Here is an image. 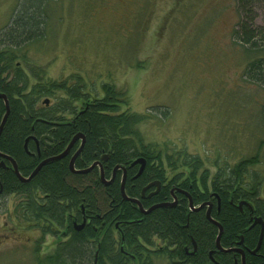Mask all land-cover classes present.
<instances>
[{
  "label": "trees",
  "instance_id": "16d2710c",
  "mask_svg": "<svg viewBox=\"0 0 264 264\" xmlns=\"http://www.w3.org/2000/svg\"><path fill=\"white\" fill-rule=\"evenodd\" d=\"M53 1L23 0L9 26L0 30V94L6 96L10 109L0 135V152L14 159L19 173L27 178L43 160L64 152L81 134L85 143L75 169H85L107 155L102 162L105 178L111 179L116 167L119 170L109 185L101 181L99 167L86 174L71 172L69 163L80 139L66 157L50 161L26 182L0 157V163L5 162V166L0 165V198L18 197L14 214L29 228L40 229L39 243L47 235L61 239L39 262L155 264L154 257H164L169 264H242L239 252L217 249L219 228L207 219V207L190 210L187 195L177 191L175 206L148 214L125 200L121 192L125 169L126 195L140 200L144 209L173 202L174 187L188 193L194 206L210 202L211 216L223 229L222 248H240L246 264H264V234L260 248L252 254L261 226L251 227L255 217L264 221L262 178L251 171L262 162L260 150L234 164L216 161L213 172L199 156L186 152L171 156L145 143L139 125L147 116L133 112L127 93L114 84L103 83L99 95L96 89H86L81 76L73 82L72 77L49 78L47 68L34 58L32 46L47 35L48 7ZM236 2L241 19L231 37L249 59L243 78L264 91V24L257 21L261 12L264 14V0ZM5 113V102L0 98V124ZM160 114L166 115L167 110H160ZM259 115L264 119V106ZM46 135L50 144H40L38 150L33 138ZM138 158L146 159V167L136 177L140 166L133 162ZM154 181L162 183L161 189L142 198L144 187ZM240 202H246L242 208ZM84 219V227L76 229ZM193 242L197 249L191 254Z\"/></svg>",
  "mask_w": 264,
  "mask_h": 264
},
{
  "label": "rangeland",
  "instance_id": "374dc122",
  "mask_svg": "<svg viewBox=\"0 0 264 264\" xmlns=\"http://www.w3.org/2000/svg\"><path fill=\"white\" fill-rule=\"evenodd\" d=\"M22 1L0 0V30ZM49 7L47 35L32 46L49 78L81 76L99 95L103 83L114 84L133 112L147 116L139 125L145 143L199 156L213 172L216 161L234 164L260 150L251 171L262 178L264 198V91L243 78L249 59L231 37L241 19L236 0H55ZM257 21L264 24L263 12ZM18 200L0 198V264H41L61 239L47 235L40 244V229L15 216Z\"/></svg>",
  "mask_w": 264,
  "mask_h": 264
},
{
  "label": "water",
  "instance_id": "95a60500",
  "mask_svg": "<svg viewBox=\"0 0 264 264\" xmlns=\"http://www.w3.org/2000/svg\"><path fill=\"white\" fill-rule=\"evenodd\" d=\"M0 98L4 100V102H5V106H6V113H5L4 118H3V120H2V122H1V124H0V135H1L2 130H3V127H4L5 123H6L7 117H8V115H9L10 109H9V103H8V100H7L6 96H5L4 94H0ZM48 103H49L48 100H46V104H48ZM45 137H48V136H43V137H42V140H43ZM29 139H30V138H28V139L26 140V144L28 143ZM33 139L37 141V138L34 137ZM79 139L82 141V142H81V145H80L79 149L75 152V154L72 156V158H71V160H70V163H69V168H70L71 172H73V173L86 174V173L92 171L95 167H99V169H100V178H101V181H102L105 185H109V184L113 183V181H114V179H115V176H116V172H117V170H119V167H116V168L114 169V172H113V176H112V178L109 179V180H107V179L105 178L104 169H103V165H102V162H104V161L107 160V158H108L107 155L103 156L100 160L94 162L93 164H91L89 167H87V168H85V169H82V170H77V169H75V161H76V158L80 155V153H81V151H82V148H83V146H84V143H85V137H84L83 135H81V134H78L77 136H75V137L72 139V141L70 142V144L68 145V147L65 149L64 152H62L61 154H59V155H57V156H54V157H51V158H48V159L43 160V161L38 165V167H37V168H36V169H35V170L29 175V177H27V178L22 177V175L19 173L18 166H17L16 162L14 161V159H12V158H11L10 156H8V155L2 154L1 152H0V157L7 159V160L11 163L12 169H13L14 173L16 174V176H17L21 181H25V182H26V181H30V180H31V179H32V178H33V177L39 172V170H40L44 165H46L47 163H49L50 161L59 160V159H62V158H64V157H66V156L69 154V152H70L71 148L73 147L74 143L77 142ZM137 164H138L140 167H139V171H138L136 177H137V176H140V175L142 174V172L144 171V169H145V167H146V159H145V158H138L137 160H135V161L133 162V165H137ZM1 165H2V166H5V162L2 161ZM123 170H124V175H123L122 185H121V192H122L123 198H124L125 200H127V201H130V202H133V203L137 204L138 207H139V209H140V211H141L143 214H148V213L152 212L153 210H155V209H157V208L167 207V206H171V207H173V206H175V205L177 204V197L174 195V197H173V198H174V199H173V202H170V203H162V204H156V205H153L152 207H150V208L147 209V210L144 209V207H143L142 203L140 202V200H138V199H136V198H130V197H128V196L126 195V192H125L126 170H125V169H123ZM154 185L157 186V190H156L153 194H156V193L158 192V189H159V186H160V182H159V181H155V182L149 184L146 188L143 189V192H142V193L144 194V192H145V190H146L147 188H149V187H151V186H154ZM175 190L178 191V192H180V193H183V194H185V195H187V196L189 197V207H190V210H191V211H193V212H194V211H200V210H202V209H204V208L207 207V212H206V217H207V219L219 228V234H218L217 242H216V244H217V249H218L219 251H222V252H230V251L239 252V253L241 254V256H242V264H246V263H245V253H244V251H243L242 249H240V248H234V249H224V248H222V246H221V244H220V238H221V235H222L223 229H222V226H221L218 222H216V221L212 218V216H211L212 203L207 202V203H203V204H201V205H199V206L196 207V206H194V202H193V200L191 199V197L188 195V193H186L185 191H182V190H180V189H178V188H175ZM1 192H2V187L0 186V194H1ZM215 197H217V195H215ZM245 203H246V202H240V204H239V208H242L243 204H245ZM249 206H250V205H249ZM250 208H251V210H252V207H251V206H250ZM85 223H86V220L84 219L83 222H82L80 225H78V226L76 227V229H82V228L84 227ZM257 224H259V225L261 226V234H260V238H259L258 245H257V247L252 251V254H255L256 251H258V249L260 248L261 243H262V239H263V234H264V221H263L261 218H259V217H255L254 220H253V224L251 225V227H254V226L257 225ZM242 240H243V238H241V241L239 242V244L242 243ZM193 244H194V250H193V252H191V254H193V253L196 251V249H197L195 242H193ZM186 250H187V249H186Z\"/></svg>",
  "mask_w": 264,
  "mask_h": 264
},
{
  "label": "flooded vegetation",
  "instance_id": "af4514ba",
  "mask_svg": "<svg viewBox=\"0 0 264 264\" xmlns=\"http://www.w3.org/2000/svg\"><path fill=\"white\" fill-rule=\"evenodd\" d=\"M46 136H48V135H46ZM35 141V143H36V145H37V147H38V150H39V147H40V144L41 145H49L50 144V141H51V138H49V137H45L43 140H42V138H40V139H37V141L36 140H34ZM2 163V162H1ZM1 163H0V165H1ZM2 166V165H1ZM138 177V176H137ZM155 182V181H154ZM160 182V181H159ZM151 183H153V182H150L149 184H151ZM149 184H147V186L149 185ZM147 186H145L144 188H146ZM161 186H162V183L160 182V186H159V189H158V191L161 189ZM153 188H155V190L152 192V190H153ZM157 190V186L156 185H154V186H151V187H149V188H147L146 190H145V192H144V194L142 193V198H144L145 197V194L146 193H148V194H146V195H148V197H151L152 195H154L153 193L155 192ZM142 192H143V190H142ZM176 190H175V187L171 190V195H172V198L174 197V195L176 194ZM158 193V192H157ZM174 199V198H173Z\"/></svg>",
  "mask_w": 264,
  "mask_h": 264
}]
</instances>
